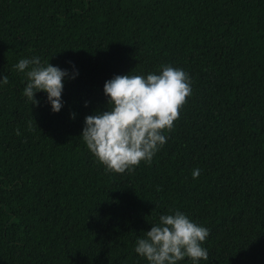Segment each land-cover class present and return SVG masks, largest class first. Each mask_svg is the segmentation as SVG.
<instances>
[{
  "label": "trees",
  "instance_id": "trees-1",
  "mask_svg": "<svg viewBox=\"0 0 264 264\" xmlns=\"http://www.w3.org/2000/svg\"><path fill=\"white\" fill-rule=\"evenodd\" d=\"M34 55L78 69L58 112L23 95ZM162 65L191 84L166 142L106 170L85 115L105 80ZM0 74V264H148L134 242L170 210L209 229L199 264H264V0H0Z\"/></svg>",
  "mask_w": 264,
  "mask_h": 264
},
{
  "label": "clouds",
  "instance_id": "clouds-1",
  "mask_svg": "<svg viewBox=\"0 0 264 264\" xmlns=\"http://www.w3.org/2000/svg\"><path fill=\"white\" fill-rule=\"evenodd\" d=\"M13 67L26 76L23 95L38 104L34 94L45 92L52 112L63 106L65 78L78 75L74 65L69 76L67 69L49 61L41 63L35 55L19 59ZM129 73L105 80L107 109L85 115L80 134L87 149L106 170L116 173L130 172L141 161L152 160L166 142L164 132L173 127L179 108L191 94L190 77L179 67L162 65L159 73L145 76ZM7 83V76L0 74V86ZM199 172V168L192 170L193 179ZM208 235V228L180 210H170L136 238L133 250L148 264H178L186 257L191 264H199L201 259H208V250L202 246Z\"/></svg>",
  "mask_w": 264,
  "mask_h": 264
}]
</instances>
